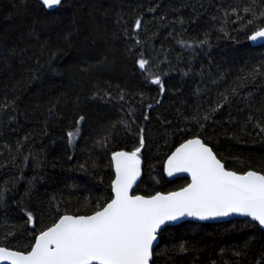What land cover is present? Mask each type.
<instances>
[{
	"label": "trees",
	"instance_id": "trees-1",
	"mask_svg": "<svg viewBox=\"0 0 264 264\" xmlns=\"http://www.w3.org/2000/svg\"><path fill=\"white\" fill-rule=\"evenodd\" d=\"M261 12L264 0H0V247L28 253L60 217L105 206L116 151L140 148L144 197L188 184L163 167L191 138L227 170L264 174V45L248 40ZM151 264H264V232L166 227Z\"/></svg>",
	"mask_w": 264,
	"mask_h": 264
},
{
	"label": "snow or ice",
	"instance_id": "snow-or-ice-1",
	"mask_svg": "<svg viewBox=\"0 0 264 264\" xmlns=\"http://www.w3.org/2000/svg\"><path fill=\"white\" fill-rule=\"evenodd\" d=\"M46 9L62 0H41ZM252 11L245 8L244 12ZM242 19V17H241ZM255 19H264V12ZM249 19L247 24H252ZM136 27H140L137 21ZM264 39V26L249 37ZM147 61H139L144 69ZM153 84H163L159 78ZM82 119V118H81ZM207 119V117H205ZM264 131V129H262ZM71 140L74 133H68ZM141 137V147H143ZM140 148L112 156L116 178L114 198L89 216L64 215L36 239L28 253L0 247V262L7 264H149L157 233L169 222L183 217L200 220L232 214L250 217L264 227V174L226 170L212 149L200 139L182 144L168 158L167 173L185 172L191 184L167 195L150 198L130 195L140 177ZM31 220V216H29Z\"/></svg>",
	"mask_w": 264,
	"mask_h": 264
},
{
	"label": "water",
	"instance_id": "water-1",
	"mask_svg": "<svg viewBox=\"0 0 264 264\" xmlns=\"http://www.w3.org/2000/svg\"><path fill=\"white\" fill-rule=\"evenodd\" d=\"M252 35V34H251ZM250 35V36H251ZM249 36V37H250ZM248 40H249V43H250V45L251 46H253V47H256V46H260V45H264V39H258V40H256V41H252V40H250L249 38H248ZM191 139H198V138H191ZM191 139H188V140H186V141H184L183 143H181L179 146H177L172 152H171V154L167 157V159L165 160V163H164V167H163V173H164V175H165V177L168 179V180H174V179H176V178H180V177H184V178H186L187 180H188V184L187 185H185L184 187H182V188H180V189H178V190H175V191H172V192H177V191H180V190H182L183 188H186V187H188L190 184H191V176L188 174V173H185V172H177V173H174L172 176H169L168 175V173H167V161H168V158L176 151V149L177 148H179L182 144H184V143H187V141H189V140H191ZM202 142V141H201ZM207 146V145H206ZM209 147V146H208ZM210 148V147H209ZM116 152H124V151H116ZM116 152H114V153H116ZM114 153H112L111 154V156H110V161H111V165H112V172H113V179H112V183H111V195H112V198H111V200L114 198V192H113V189H112V184H113V181L115 180V178H116V172H115V163H114V161L112 160V156H113V154ZM214 153V152H213ZM141 161V160H140ZM227 170V169H226ZM230 171V170H229ZM248 172V171H247ZM247 172H245V173H237V174H246ZM236 173V172H235ZM257 173V172H256ZM258 174H260V173H258ZM141 177H142V162H141V164H140V177L137 179V181H136V183L133 185V187H132V190H131V192H130V195H134V196H136V195H138V194H134V191H135V189H136V187L139 185V183H140V180H141ZM172 192H168V193H155L154 195H152V196H155V195H157V194H162V195H167V194H169V193H172ZM138 196H141V195H138ZM152 196H150V197H152ZM142 197H144V196H142ZM150 197H144V198H150ZM110 200V201H111ZM109 201V202H110ZM108 202V203H109ZM106 206V205H105ZM92 215V214H91ZM89 216V215H88ZM63 217V216H62ZM74 217H76V216H74ZM61 218V217H60ZM59 218V219H60ZM59 219L57 220V222L59 221ZM232 220H249V221H251V222H253V223H255L263 232H264V227H261L259 224H258V222H256V221H253L250 217H246V216H241V215H238V214H232V215H230V216H227V217H217V218H212V219H206V220H200V219H197V218H195V217H183V218H181V219H179V220H177V221H174V222H169L167 225H165L158 233H157V239H156V241H154V243H153V249H152V254H153V251H154V249H155V247L158 245V242H159V234L166 228V227H173V226H177V225H179V224H181V223H184V222H191V223H196V224H218V223H223V222H228V221H232ZM56 222V223H57ZM55 223V224H56ZM54 224V225H55ZM53 225V226H54ZM53 226H51V227H53ZM50 227V228H51ZM49 229V228H48ZM48 229H46L45 231H47ZM44 232V231H43ZM41 234V233H40ZM40 234H38L37 236H36V238H35V241H34V243H33V246L35 245V242H36V239L39 237V235ZM32 246V247H33ZM9 250V249H8ZM13 251V250H12ZM31 251V250H30ZM26 254V253H25ZM151 262H152V258H151V260L149 261V264H151ZM0 264H7V262H0Z\"/></svg>",
	"mask_w": 264,
	"mask_h": 264
},
{
	"label": "rangeland",
	"instance_id": "rangeland-1",
	"mask_svg": "<svg viewBox=\"0 0 264 264\" xmlns=\"http://www.w3.org/2000/svg\"><path fill=\"white\" fill-rule=\"evenodd\" d=\"M39 1L41 2V0H39ZM56 7H58V6H56ZM56 7H54V8H56ZM77 138H78V131H75L73 138L70 140V144H72V145L75 144V141L77 140Z\"/></svg>",
	"mask_w": 264,
	"mask_h": 264
}]
</instances>
